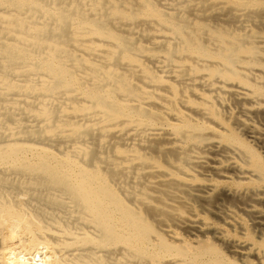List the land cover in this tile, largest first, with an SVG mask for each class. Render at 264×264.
Segmentation results:
<instances>
[{
	"label": "bare ground",
	"instance_id": "6f19581e",
	"mask_svg": "<svg viewBox=\"0 0 264 264\" xmlns=\"http://www.w3.org/2000/svg\"><path fill=\"white\" fill-rule=\"evenodd\" d=\"M0 264H264V0H0Z\"/></svg>",
	"mask_w": 264,
	"mask_h": 264
}]
</instances>
